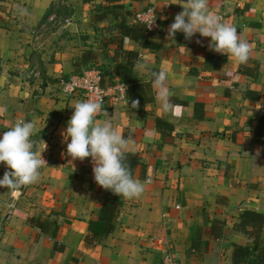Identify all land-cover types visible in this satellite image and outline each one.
Wrapping results in <instances>:
<instances>
[{
    "label": "crops",
    "instance_id": "0c3cea01",
    "mask_svg": "<svg viewBox=\"0 0 264 264\" xmlns=\"http://www.w3.org/2000/svg\"><path fill=\"white\" fill-rule=\"evenodd\" d=\"M185 5L0 0V108L6 109L0 112V135L18 121L33 120L32 139L37 150L40 139L47 143L42 155L48 165L36 184L0 188V264H156L167 251L180 264H233L235 246L252 247L234 226L245 210L264 214V137L257 135L264 115V0H209L210 9L251 45L255 77L240 73L242 64L233 56L210 50V38L197 33L185 43L166 39ZM60 7L68 11L66 21L47 22ZM120 9L129 23L138 15L147 20L138 22L147 26L157 50L131 39L120 49L103 42L117 38L119 19L112 13ZM125 51L165 71L173 103L181 107L164 113L153 86L154 100L143 113L130 111L126 94L119 103L107 99L108 115L96 119L110 118L135 139L139 165L132 175L146 183L138 198L121 197L114 230L88 246L84 237L108 190L95 183L90 157L72 160L66 152L62 133L81 100L64 99L57 83L86 69L110 72L115 61L124 62ZM132 70L137 82H149L147 72ZM156 119L172 130L158 131ZM6 170L0 163V178ZM28 219L51 226L42 232ZM260 237L264 241V225Z\"/></svg>",
    "mask_w": 264,
    "mask_h": 264
},
{
    "label": "clouds",
    "instance_id": "9594fccd",
    "mask_svg": "<svg viewBox=\"0 0 264 264\" xmlns=\"http://www.w3.org/2000/svg\"><path fill=\"white\" fill-rule=\"evenodd\" d=\"M154 22L155 19L149 27ZM177 32L183 33L185 40H191L197 33L201 37L210 38V50L229 54L240 64L247 63L250 58L249 42L241 37L235 25L224 21L210 9L209 0H186L182 11L174 16L169 25L166 39L174 40ZM195 42L201 43L200 40ZM185 51L189 52L186 48ZM134 68L138 72H147L164 113L181 107L173 103V93L167 85L165 71L152 70L139 60L135 62ZM121 87L126 91V85L122 84ZM131 105L137 108L139 100H133ZM72 109L67 127L62 133L68 140V156L80 161L90 157L95 183L119 198L133 199L141 196L146 181L133 177L128 161L129 154L135 151V139L117 130L110 118L96 119L101 113L108 115L102 99L76 101ZM5 111V108H0V112ZM35 130L33 120H21L0 135V163L8 169L0 178V188L19 191L39 182L40 170L48 166L42 155L47 150V143L40 139L42 147L37 150V142L32 139ZM145 136L150 139L152 133L146 132Z\"/></svg>",
    "mask_w": 264,
    "mask_h": 264
},
{
    "label": "trees",
    "instance_id": "16d2710c",
    "mask_svg": "<svg viewBox=\"0 0 264 264\" xmlns=\"http://www.w3.org/2000/svg\"><path fill=\"white\" fill-rule=\"evenodd\" d=\"M52 13V12H51ZM50 14V11L49 13ZM114 17H118V36L113 39H105L104 43H117L118 48H122L124 39H131L141 44L142 48L148 50H157L160 46L158 43L148 38V28L144 23L133 22L129 23L127 14L123 9L116 13H112ZM48 16V15H47ZM175 39L185 43L183 33L177 32ZM139 54L133 51L124 52V62L115 61L110 72H103L101 69V86L103 88L113 87L116 83L126 85V97L130 106V111L143 113L144 106L154 100L152 93V84L149 82H137L133 76V66L138 60ZM247 67L251 71H247ZM154 70V69H152ZM158 71V70H155ZM238 71L244 75L255 77L256 66L254 62L249 59L247 63L242 64ZM2 72L0 63V73ZM116 80V81H114ZM133 100H139V105L134 108L131 104ZM197 110V109H196ZM156 128L161 133L165 134V128L172 130V126L162 120L156 119ZM257 135L264 137V115L259 118ZM128 161L131 171L139 165V157L137 154H129ZM122 199L113 194L110 190L104 197V201L100 208V213L97 221L90 222L88 234L84 237V243L88 246L98 244L102 241L103 237L107 236L114 230V222L121 206ZM31 226L39 228L42 232L47 231L51 226L50 222H42L38 220L28 219ZM264 225V214L245 210L243 211L236 223L235 230L244 234L252 247L248 246H235L233 251V264H264V241L260 235Z\"/></svg>",
    "mask_w": 264,
    "mask_h": 264
},
{
    "label": "built area",
    "instance_id": "2783aa9c",
    "mask_svg": "<svg viewBox=\"0 0 264 264\" xmlns=\"http://www.w3.org/2000/svg\"><path fill=\"white\" fill-rule=\"evenodd\" d=\"M56 14L57 13L53 11L48 16L47 22L52 23L55 21ZM137 21L147 20L143 19L141 15H138ZM57 85V91L62 94L64 99H71L73 97H78L81 101L86 99H102L103 108L107 111V114L109 113V108L106 106L107 99L109 98L113 103H119L120 99L125 96V91L120 83H116L113 87L103 88L101 86V71L95 68L86 69L80 73L62 77L59 79ZM102 115L104 114L101 113L98 116ZM147 181H149V179ZM156 264L180 263L176 261L171 252L167 251Z\"/></svg>",
    "mask_w": 264,
    "mask_h": 264
},
{
    "label": "rangeland",
    "instance_id": "374dc122",
    "mask_svg": "<svg viewBox=\"0 0 264 264\" xmlns=\"http://www.w3.org/2000/svg\"><path fill=\"white\" fill-rule=\"evenodd\" d=\"M58 11H55L57 14H56V19L55 21H53L52 23L54 22H64L68 16V11L65 10L64 8L60 7L57 9Z\"/></svg>",
    "mask_w": 264,
    "mask_h": 264
}]
</instances>
